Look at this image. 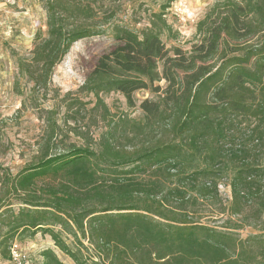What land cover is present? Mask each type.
Instances as JSON below:
<instances>
[{"label":"trees","instance_id":"obj_1","mask_svg":"<svg viewBox=\"0 0 264 264\" xmlns=\"http://www.w3.org/2000/svg\"><path fill=\"white\" fill-rule=\"evenodd\" d=\"M90 1L46 0L48 38L37 50L44 71L75 42L106 32L88 22ZM197 28L194 52L171 57L155 31L111 26L114 43L83 87L131 103L134 92L164 80L165 89L153 88L160 101L140 104L144 129L160 128L127 155L111 144L101 153L72 148L21 169L0 203V217H12L7 241L43 229L78 263L58 225L107 264H264V0L216 3ZM205 202L216 212L202 214ZM246 228L257 233L242 238ZM41 256L63 264L51 250Z\"/></svg>","mask_w":264,"mask_h":264},{"label":"rangeland","instance_id":"obj_2","mask_svg":"<svg viewBox=\"0 0 264 264\" xmlns=\"http://www.w3.org/2000/svg\"><path fill=\"white\" fill-rule=\"evenodd\" d=\"M223 1L226 0H92L89 5L93 13L89 15L93 19L88 22L106 32L75 42L50 74L42 68L37 53L48 38L46 0H11L2 5L0 203L6 204L9 200L5 198V192L10 179L40 158L72 148L101 153L107 144L127 155L133 151V146L139 147L157 133L158 129L151 128L160 126L150 125L144 129L146 117L140 104L144 100L159 102L163 95L153 88L165 89L164 80L155 82L153 88L134 92L131 103L119 92L92 94L83 87L97 59L114 43L110 31L112 25L125 26L135 32L151 29L159 35L171 57L175 49L187 56L201 42L198 23L213 5ZM231 50L225 48L218 56ZM138 124L142 128L137 129ZM218 189L227 203L228 187L220 183ZM10 199V207L16 214L18 205L14 198ZM201 210L204 215L216 212L207 202ZM11 219L0 217V234L4 238L0 242V264H8L9 255L2 251L10 242L16 243L32 264H42L44 250H51L63 264H107L97 258L87 239L79 236L76 239L61 231L58 225L52 228L69 250L77 254L78 263L61 252L43 229L35 234L31 231L16 233L7 241ZM239 233L244 238L257 232L246 228Z\"/></svg>","mask_w":264,"mask_h":264},{"label":"built area","instance_id":"obj_3","mask_svg":"<svg viewBox=\"0 0 264 264\" xmlns=\"http://www.w3.org/2000/svg\"><path fill=\"white\" fill-rule=\"evenodd\" d=\"M11 0H0V14L2 13V8L1 6L9 3ZM9 260L8 264H32V261L30 258L22 253L16 243H11L9 248Z\"/></svg>","mask_w":264,"mask_h":264}]
</instances>
